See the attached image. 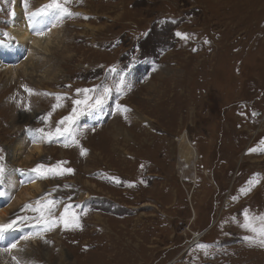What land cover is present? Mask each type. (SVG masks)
<instances>
[{
	"label": "rangeland",
	"instance_id": "1",
	"mask_svg": "<svg viewBox=\"0 0 264 264\" xmlns=\"http://www.w3.org/2000/svg\"><path fill=\"white\" fill-rule=\"evenodd\" d=\"M47 2L29 0L28 10ZM69 7L80 15L45 18L47 51L36 46L30 55L16 33L30 28L23 0H0V39L5 32L15 37L0 47V155L7 168L0 209L33 176L17 169L66 161L74 171L34 178L42 192L13 208L8 223L35 217L23 205L43 196L63 204L57 216L70 206L82 228L61 225L23 240L40 226L18 220L0 247V264H15L12 256L28 264H264V247L247 248L241 238L252 233L240 226L245 210L264 215V157L245 154L264 141V0H72ZM113 66L118 71L109 73ZM104 83L111 97L77 121L86 126L77 132L80 145L41 142L44 151L31 165L17 163L33 143L26 129L48 128L38 117L56 99L43 93L79 98L77 88ZM25 84L41 94L30 96ZM117 102L130 111L117 110ZM71 108L66 100L52 127ZM184 130L200 158L180 173L177 138ZM196 168L202 180L194 189ZM250 180L259 183L244 194ZM235 192L240 196L231 199ZM196 236L199 244L185 251ZM13 240L18 249L2 251Z\"/></svg>",
	"mask_w": 264,
	"mask_h": 264
},
{
	"label": "snow or ice",
	"instance_id": "2",
	"mask_svg": "<svg viewBox=\"0 0 264 264\" xmlns=\"http://www.w3.org/2000/svg\"><path fill=\"white\" fill-rule=\"evenodd\" d=\"M72 0H48L47 3L43 4L39 8L34 11H29V0H23L25 10L28 16V22L35 30V35L44 36L45 31L36 30V25L39 22H42L45 18L52 19L54 21H62L64 18H71L75 15H80V13L73 12L69 7V4ZM11 15H15L13 11ZM50 30V29H49ZM4 37L6 39H0V47H8L9 40H15V37H11L9 33L5 32ZM176 35L181 36L182 38H187V33L177 32ZM109 73H116L118 69L113 66L109 70ZM123 82V80H121ZM25 91L31 96L33 94L40 95L41 93H36L34 90L28 85H22ZM67 87H71L68 85ZM77 97L72 98L67 93H53L46 92L43 95L54 96L56 99V103L52 106V110L47 112L46 115L38 117L41 122L47 123V130L44 127L40 128H27V133L31 136L33 143L38 142H63L65 147L70 145H80V141L77 139V132L79 131L77 127V121L81 116L89 114L99 108H101L111 97L113 89L107 84H97L91 88H77L76 90ZM66 100H71L72 108L68 115H65L60 118L59 121L55 122V126L51 125V118L53 113L59 109L64 107V102ZM19 103H23L20 101ZM27 110H31V104L25 105ZM117 110H123L125 113L129 112L130 109L125 106L119 104L117 102ZM255 115V113H254ZM127 119V116H125ZM82 148L81 155L87 154V149ZM257 149H250V151H256ZM3 152V148H0V153ZM66 161H58L55 164H44L39 163L34 168L31 169H17V171L24 172L28 171L33 174L30 177L29 182H33L34 178H42L47 179L49 177L54 176H63L66 173H72L74 170L71 168L63 167L66 164ZM6 164L5 157L0 155V185H3L6 178ZM113 179H117L113 177ZM259 181L248 182L249 187L242 188L241 192L247 194L252 190V185L257 184ZM7 193L3 190H0V198L6 197ZM236 197H234L235 199ZM57 207V203L52 199H45L43 196L37 198L34 203H26L23 205L22 211L26 209H31L32 212L36 213L35 217H17L14 220H11L9 223L0 224V240H5L7 237L8 230L14 228L17 225L18 220L22 219H33L35 223L40 226L39 231L36 233H29L21 239L29 240L34 236H43L44 233L53 230L55 227L63 226L64 229H80L82 228V224L80 222V218L75 213H69V207L66 205L64 207V211L60 213V215H55V209ZM242 228L247 229L252 233V235L245 236L244 239L251 244H257L261 247H264V215H255L251 214L248 210L243 212V222L240 225ZM18 241L13 240L7 244L5 248L2 249L4 252H12L14 249H18ZM201 249H206L209 246L201 244L199 245ZM205 255H208V252L205 251ZM12 260L15 261V264H28V261L22 260L17 256H12Z\"/></svg>",
	"mask_w": 264,
	"mask_h": 264
},
{
	"label": "bare ground",
	"instance_id": "3",
	"mask_svg": "<svg viewBox=\"0 0 264 264\" xmlns=\"http://www.w3.org/2000/svg\"><path fill=\"white\" fill-rule=\"evenodd\" d=\"M43 21L37 23L36 30H43L42 29V26L44 23ZM31 29H32V26L30 25V28H25L23 30L21 29L16 30L18 39H20L23 42H28L29 47H30V52H29L30 55H32V52H35L36 46H39L42 49L47 51L49 40L45 43V41H43L44 37L35 35V30L31 31ZM51 32H53L52 29L46 32V34L47 33L50 34ZM12 74H14V71L12 72ZM177 141H178V146H180L179 147V162H181L177 166V168L180 169V173H182V171L186 172V169L189 167V165L196 166V163L198 161H193V160L194 158L197 159V156L198 155L200 156V154L197 151L198 150L197 148H194L193 146H191L192 140L189 137L188 130H184V132L180 136H178ZM19 146H20V143L16 145L17 149H15V153H16L15 155L17 156V158H18V155L21 153V151L19 150L20 149ZM43 151L44 149L42 147L41 142L32 143L30 147L27 149L26 154L23 155L22 160L20 161L17 160V163L21 165L22 163H24L25 165L29 166L34 162L36 158H38L36 157V155L40 156L43 153ZM185 176L187 175L184 174L183 177ZM190 177H193L192 182L195 183V176L191 175ZM189 179L190 178L185 177L183 178V181H188ZM10 186H11V190L14 191V189L19 186V183L14 181V182H11ZM42 190H43L42 183L35 181V179H33V182H27V185H24L21 190H18L19 191L18 194H14L15 197L13 199V202L9 205V207L0 209V224L8 223V219L10 217V213L13 208L20 206L21 204L28 201L29 199L35 198L39 193L42 192ZM2 203H3V200L0 198V204ZM13 234H15L14 231L11 233V231L8 230L6 239L0 240V247L3 243L10 240ZM195 238H197V240L199 241L201 240L200 236H196Z\"/></svg>",
	"mask_w": 264,
	"mask_h": 264
},
{
	"label": "built area",
	"instance_id": "4",
	"mask_svg": "<svg viewBox=\"0 0 264 264\" xmlns=\"http://www.w3.org/2000/svg\"><path fill=\"white\" fill-rule=\"evenodd\" d=\"M195 144H194V142L191 144V146H194ZM198 157H199V155H198ZM197 157V158H198ZM200 158V157H199ZM189 168V167H188ZM187 168V169H188ZM194 176H195V183L193 184V187H194V189H195V187H196V185H197V183H198V181H200V180H202V178H200V179H198V176H197V168H196V171H195V173H194ZM188 181H191V179H189ZM201 182V181H200Z\"/></svg>",
	"mask_w": 264,
	"mask_h": 264
}]
</instances>
